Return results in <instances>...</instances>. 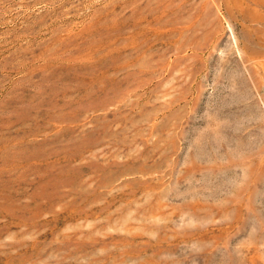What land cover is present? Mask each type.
Instances as JSON below:
<instances>
[{
  "label": "rangeland",
  "instance_id": "obj_1",
  "mask_svg": "<svg viewBox=\"0 0 264 264\" xmlns=\"http://www.w3.org/2000/svg\"><path fill=\"white\" fill-rule=\"evenodd\" d=\"M0 264H264V0H0Z\"/></svg>",
  "mask_w": 264,
  "mask_h": 264
}]
</instances>
